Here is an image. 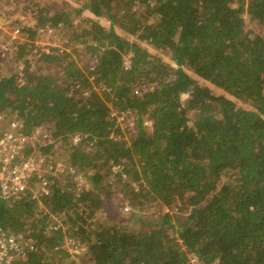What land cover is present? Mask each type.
Instances as JSON below:
<instances>
[{
    "label": "trees",
    "instance_id": "1",
    "mask_svg": "<svg viewBox=\"0 0 264 264\" xmlns=\"http://www.w3.org/2000/svg\"><path fill=\"white\" fill-rule=\"evenodd\" d=\"M46 6L0 15L25 39L0 62V114L51 127L88 187L49 176L39 200L0 196V227L35 246L15 264H69L67 238L89 264H264V37L246 20L264 23V0ZM49 31L70 51L28 50Z\"/></svg>",
    "mask_w": 264,
    "mask_h": 264
},
{
    "label": "rangeland",
    "instance_id": "2",
    "mask_svg": "<svg viewBox=\"0 0 264 264\" xmlns=\"http://www.w3.org/2000/svg\"><path fill=\"white\" fill-rule=\"evenodd\" d=\"M30 1L36 2L39 5V7H42L45 10H47L48 8L47 6L45 7V3H47L48 0H28L27 1L28 3L25 0H0V15H3L4 17L10 18V19H22V20L29 19L31 18V15L29 13L27 14L28 11L26 7L30 3ZM57 1L60 2V0H52V2H57ZM246 20H247L248 29L255 31V33L264 37V23L256 22L254 24V22L250 21L249 18H246ZM101 22L102 24H105V25L108 24L107 19H103L101 20ZM11 27H12L11 25L6 27L0 24V43H2V47L0 48V62L7 61V60H14L15 59L14 54L12 53V51L10 52V50H13L11 45H13V42L15 40H19V43L25 41V39L20 35V32L18 34H15L16 30L18 29L11 28ZM16 35H17V38L14 39V36ZM52 36H55V35H52V31H49L44 36L42 35L40 37V41L35 42L37 47L28 46V50L32 51L33 53H35L37 50H40L42 52H49V47H58V48L65 49L66 51H70V49L69 48L66 49L64 45L65 38H69L68 35L64 36L63 33L61 35L58 33V37L60 38V41H54L53 43H51L50 39ZM113 115H115V113H113ZM0 117L4 118V119L0 118V134H1V129L3 127L7 128V126H9L12 122H18L22 125V129H24L25 134H28L30 136L31 135L35 136L34 146L32 145V143L31 145H29L31 146L32 151L25 154V157L35 158L37 161L43 158L46 164L50 166L53 165V167L59 170V172L56 173L53 177L55 178H66L67 177V179H73L74 180L73 183L75 184L77 183L79 189H81L82 187H86V188L88 187V183L86 180L87 174L85 172L78 171L74 167L72 168L73 169L72 174L70 173V170H68V168L71 167V165H69L65 155L59 150L60 149L59 147L61 146L62 141H57L58 138L53 136V134L50 131V128H51L50 126H49L50 128H48L47 125L43 124L39 127L28 130L24 126V122L19 120L14 114L13 115L4 114V116L0 114ZM121 121H122V117H118V122H121ZM145 123L147 124V121H144V124ZM127 126L130 127L131 125L127 124ZM123 132H126V131H123ZM73 137H72V141H73V144H75ZM124 138L127 139L128 135L125 134ZM50 145H54V149L50 150L49 154L42 155L40 149L47 148ZM81 176L82 178H80ZM77 178H80V179H77ZM48 181L50 182L49 178H48ZM126 208L127 210H125ZM121 209H123L124 212L129 214L132 212L133 207L131 208L130 204L127 203V204H124ZM136 210L140 213L144 212L143 214H145L146 216H150L157 209L155 208L154 205H150L148 209H142L141 207H138ZM171 212L174 213L173 211ZM183 218H185L184 215H183ZM66 219L67 218H65V215L54 216L55 224L50 226V228L58 226V224H61V223H62L61 226L63 228H66L68 226L64 223L67 221ZM73 240L76 244L75 247H78L76 249L75 247L72 246L71 240L69 238H67L64 242V248L67 249V251L69 252L71 256L70 260H68V263L69 264H89V262L86 260V257L84 256L86 255V252H87V246L83 244L82 241L79 239H76V240L73 239ZM177 242L180 243L178 239H177ZM74 250L79 251V252L76 253L74 252ZM71 261L73 263H71Z\"/></svg>",
    "mask_w": 264,
    "mask_h": 264
},
{
    "label": "built area",
    "instance_id": "3",
    "mask_svg": "<svg viewBox=\"0 0 264 264\" xmlns=\"http://www.w3.org/2000/svg\"><path fill=\"white\" fill-rule=\"evenodd\" d=\"M18 33L19 30H16L15 34ZM16 38L17 35L14 36V39ZM1 47L2 43H0ZM132 57V53L125 57V69L131 67ZM0 118L2 119V117ZM79 139L80 137L75 135L73 137L74 143H78ZM34 140L35 136L25 134L22 125L18 122H12L7 126V130H1L0 196L2 199L9 201L30 192L34 199L39 200L41 196L50 194L48 177L54 176L59 170L53 165L46 164L43 158L37 161L35 158L25 157L29 145L32 143L34 146ZM72 168V166L68 168L71 174ZM35 177L38 178V182L34 180ZM61 224L53 227V230L60 229ZM73 239L70 240L72 246L75 247L76 244ZM34 249L33 241L28 240L23 234H14L0 227V264H15L16 261L26 260L29 252ZM74 252L79 251L74 250Z\"/></svg>",
    "mask_w": 264,
    "mask_h": 264
}]
</instances>
